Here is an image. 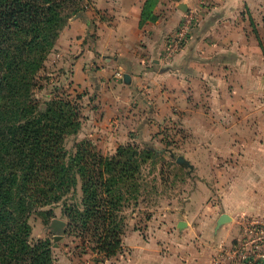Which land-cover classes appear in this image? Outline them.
Masks as SVG:
<instances>
[{
	"label": "crops",
	"instance_id": "1",
	"mask_svg": "<svg viewBox=\"0 0 264 264\" xmlns=\"http://www.w3.org/2000/svg\"><path fill=\"white\" fill-rule=\"evenodd\" d=\"M145 1L88 0L51 52L70 68L73 88L85 90L87 123L105 137L180 123L184 157L205 173L186 210L201 223L185 217L163 244L124 238L128 252L104 264H214L246 221L264 219V0H158L155 20L142 22ZM99 135L89 134L102 143ZM222 214L230 219L217 227ZM190 230L202 236L189 242Z\"/></svg>",
	"mask_w": 264,
	"mask_h": 264
},
{
	"label": "trees",
	"instance_id": "2",
	"mask_svg": "<svg viewBox=\"0 0 264 264\" xmlns=\"http://www.w3.org/2000/svg\"><path fill=\"white\" fill-rule=\"evenodd\" d=\"M157 1H145L142 22L155 20ZM87 6L88 0H0V264H51L52 243L31 239L28 215L59 203L70 231L115 256L123 208L137 202L142 166L160 153L126 144L103 155L92 141L75 138L82 127L75 101L55 97L42 108L34 97L35 78L61 29Z\"/></svg>",
	"mask_w": 264,
	"mask_h": 264
},
{
	"label": "rangeland",
	"instance_id": "3",
	"mask_svg": "<svg viewBox=\"0 0 264 264\" xmlns=\"http://www.w3.org/2000/svg\"><path fill=\"white\" fill-rule=\"evenodd\" d=\"M59 61L60 58L50 51L43 67L37 73L34 97L40 107L43 108L46 101L55 97L75 101L79 107L82 121L80 133L75 138L92 141L103 155H114L118 146L126 144H133L139 148L148 147L158 150L160 153L154 160L148 161L142 166V187L137 202L132 200L126 203L123 208L125 226L121 236L122 249L113 257L107 258L94 249L96 244L91 236L83 238L80 234L68 229L69 219L64 214L61 203L34 207L31 210L28 215L31 239L34 241L50 239L52 243L51 264L113 263L114 257L128 252L127 245L123 244L124 238L130 239L129 241L136 237L142 240L152 239L163 244L171 238L170 233L174 232L173 229L179 230L186 226L185 217L190 218V222H196L195 224L201 223L199 215L188 216L186 210H190L191 206L194 208L193 204H189V199L199 186L198 180L205 173L202 169L197 171L191 167L192 162L184 157L185 152L182 144L188 137L183 134L184 131L182 133L180 123L159 122L154 130L151 127L149 132L143 128L134 127L123 135L113 138L110 135L105 137L107 132L103 129L104 127L96 128L94 122L87 123L92 115L88 109L90 103L87 98H83V94L86 92L73 88L70 68L58 66ZM116 131L118 130L116 129ZM94 132L102 133L103 136H98L99 140L103 138L102 143H96L90 139L89 134ZM73 140L72 137L67 140L66 147L68 149L72 148ZM178 156H183L188 164L179 163L176 160ZM79 196L80 192L78 191L75 196L76 200H79ZM54 219L62 220L65 223L58 232H55L52 226ZM190 231L183 235L189 242L202 236V232ZM181 232L183 231L181 230ZM205 235L209 240L212 238L210 229L205 232ZM179 237V239L183 238L180 235ZM172 239L173 237L170 240ZM221 247L218 252L212 255L213 263L229 264L228 246L222 245ZM191 249L185 248V251Z\"/></svg>",
	"mask_w": 264,
	"mask_h": 264
},
{
	"label": "built area",
	"instance_id": "4",
	"mask_svg": "<svg viewBox=\"0 0 264 264\" xmlns=\"http://www.w3.org/2000/svg\"><path fill=\"white\" fill-rule=\"evenodd\" d=\"M191 25L185 20L176 32L174 43L183 44ZM229 264H264V219L253 218L244 223L241 233L228 247Z\"/></svg>",
	"mask_w": 264,
	"mask_h": 264
},
{
	"label": "water",
	"instance_id": "5",
	"mask_svg": "<svg viewBox=\"0 0 264 264\" xmlns=\"http://www.w3.org/2000/svg\"><path fill=\"white\" fill-rule=\"evenodd\" d=\"M123 78H124V81H125V82H128L129 75H128L127 73H125V74L123 75ZM176 160H177L179 163H181V164H183V163L188 164V162L184 159L183 156H178V157L176 158ZM229 219H230V217H228V215H226V214H222V215H220V217H219V219H218V221H217V227H218L219 225H221L222 223L227 222ZM181 223H182V222H181ZM64 225H65V223H64L62 220H59V219H54V221H53V223H52V226H53V229H54L55 232H58V230L60 229V227H62V226H64ZM56 237H57V236H56ZM56 237H55V238H56Z\"/></svg>",
	"mask_w": 264,
	"mask_h": 264
}]
</instances>
